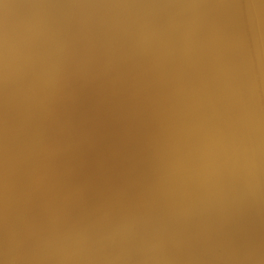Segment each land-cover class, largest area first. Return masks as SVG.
<instances>
[{
	"label": "bare ground",
	"instance_id": "6f19581e",
	"mask_svg": "<svg viewBox=\"0 0 264 264\" xmlns=\"http://www.w3.org/2000/svg\"><path fill=\"white\" fill-rule=\"evenodd\" d=\"M0 264H264V0H0Z\"/></svg>",
	"mask_w": 264,
	"mask_h": 264
}]
</instances>
